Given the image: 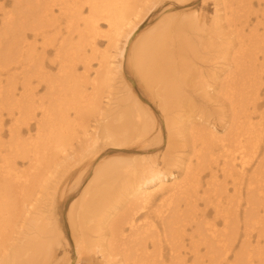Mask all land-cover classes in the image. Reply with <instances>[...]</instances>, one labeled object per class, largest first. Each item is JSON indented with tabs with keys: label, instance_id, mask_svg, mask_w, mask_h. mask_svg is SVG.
<instances>
[{
	"label": "bare ground",
	"instance_id": "obj_1",
	"mask_svg": "<svg viewBox=\"0 0 264 264\" xmlns=\"http://www.w3.org/2000/svg\"><path fill=\"white\" fill-rule=\"evenodd\" d=\"M150 1L0 0V264H58L55 261L62 246V231L52 216L56 196L62 197L66 185L54 176L56 168L49 164L55 159L52 153H61L60 148L70 139L71 123L85 135L88 125L77 126L84 117L93 124V132L83 140V158L96 154L99 147L125 146L129 140L144 143L152 131L156 132L152 145L160 149L161 138L165 137L166 150L160 158L98 163L66 213L75 264H98L97 257L108 262L118 258L122 264H187L189 260V264H253L255 259L264 264V258L256 257L261 251L258 241L264 240V186L251 178L243 192L245 240L237 250L240 186L245 166L264 140V123L254 120L259 115L260 90L264 87V20L256 22L246 34L245 18L240 28L230 30L235 40L228 45L236 48L229 52L231 65L224 75L208 70L196 77L197 84H192L191 78L189 86L187 74H193L188 69L174 73L172 51L184 56L185 33L203 31L204 21L197 14L186 20L178 18V23L160 22L132 48L130 64L145 87L155 90L164 121L162 131L128 89L117 101L123 107L111 114L102 112L101 99L107 98L103 94L108 82L121 71L126 51L127 35L120 46L119 39L137 6ZM238 1L243 9L251 6L246 0ZM228 19L227 27L231 28L234 19L231 15ZM97 20L107 26L116 54L101 56L98 70L90 78L85 74L96 53ZM173 41V50H169ZM83 58L88 64H83L82 75H77V65ZM50 66L57 70L55 79L45 72ZM41 87L46 93L54 91L53 111L50 98H36L35 92ZM215 105L220 112L221 107L227 108L228 114H215ZM187 106L200 116L209 111L212 121L198 117V125L194 124L195 117L190 113V120L182 121V110ZM38 114L41 120L37 121ZM259 117L263 119L264 113ZM7 120L10 124L4 130ZM32 121L36 136L24 138L21 134L30 131ZM43 125H49L50 133L55 134L53 139H44L50 143L40 150ZM219 130L223 132L220 135ZM5 132L8 140L3 143ZM183 158H188L186 164ZM219 158L223 180L232 178V196H227L225 185L217 182L216 171L211 168ZM92 160L84 163L87 171ZM20 161H27L28 168L17 171ZM178 166L183 172L179 180L171 171ZM206 169L211 182L201 189L196 178ZM169 179L173 180L170 184L166 182ZM40 193L42 200L38 199ZM34 196L38 197L30 204ZM199 202L203 204L201 209ZM260 203L263 216L257 211ZM209 207L213 209L210 219ZM249 228L256 230L255 246L250 244Z\"/></svg>",
	"mask_w": 264,
	"mask_h": 264
},
{
	"label": "rangeland",
	"instance_id": "obj_2",
	"mask_svg": "<svg viewBox=\"0 0 264 264\" xmlns=\"http://www.w3.org/2000/svg\"><path fill=\"white\" fill-rule=\"evenodd\" d=\"M242 2L244 0H241ZM248 3H251V6H245V9H243L242 5L238 0H151L150 2H147L142 5H138L137 9L135 10L136 13L131 16L129 19V25L125 28L124 34H122V38L119 39V46L121 43L123 44L125 42V36L127 35L128 42L127 46L125 48V55L124 59L121 63V71L117 73L113 80H111V83L108 82V88L104 92V96L107 98L101 99L102 101V112L108 111L109 114L113 112L115 108L123 107L124 104L117 105V101L120 98H124L126 95L127 89L129 92H131L134 97L138 100L137 102L143 109L148 113L150 118L157 124V127L159 126L162 131L164 130V121L163 116L158 108V100L155 98V90H149L147 87H145L144 82L140 80V78L137 76L135 70L132 67V64H130V56L132 52V48L138 45L140 41H142L148 34L153 32L155 26H158L160 22L164 20H172L173 22L178 23L179 21H175L178 18L181 19H187L192 13L193 15L197 14L198 18L201 17V20L204 21L205 26L203 27V31H197V32H190L187 31L185 33L184 40L186 41V45H184V56L178 57L175 52L172 51L173 58H174V66L172 70H175V74L178 75L179 73L183 71H187V69L193 74L191 77L190 74H187V86L191 85V78L194 77V80L192 84L198 83L195 82L196 77L201 74L205 73L208 70H214L220 72L222 75H224V72H226L227 68L231 65L230 62V51H232L236 48L233 45L229 46L228 41L235 40L232 35L230 34V30L234 29L237 30L240 28L242 21L244 18L247 20V26L244 28V34L248 32L249 29L252 28L253 25H255L256 22H261L264 20V0H246ZM84 0H81V3H83ZM246 4V2H244ZM6 9H9V6H6ZM87 13V10L83 12V16ZM57 14V13H56ZM230 15L233 17V26L231 28L227 27L228 23V17ZM100 19V18H99ZM227 19V20H226ZM99 30L97 31L96 35V53L93 55V58L89 64L88 72L85 74L92 78L94 76L95 70H98V66L100 64V57L101 56H111L115 57V50H114V44L112 41L108 39L109 31L107 26L105 25L104 21L97 20ZM201 24V22L199 21ZM226 23V24H225ZM199 24V25H200ZM236 25V27H234ZM258 32L260 35H263L262 28L258 29ZM234 35L236 33H233ZM74 38H76L75 35H73ZM117 43V45H118ZM174 41L171 43L170 47H168L169 50L172 49V45H174ZM236 42H234L235 45ZM88 51V49H87ZM196 52V53H195ZM193 54L194 55H189ZM229 53V54H227ZM185 54H188V57H185ZM50 59L52 60L53 56L50 54ZM111 59L109 58V61ZM107 61V60H106ZM48 60V64H49ZM83 64L87 65L88 60L84 59L81 61V63H78L75 74L82 75L83 73ZM50 65V64H49ZM45 72L48 76L55 79L58 75L57 70L55 66H50L45 68ZM55 86V84H54ZM20 91V90H19ZM47 91L44 87H41L36 94V98H50V108L53 111V98L55 94L53 95L54 91ZM260 107L258 114L264 113V87L260 90ZM110 101L108 102V100ZM198 102H202V99H199L197 97ZM108 102V103H107ZM108 104V105H106ZM216 106V105H215ZM217 110H214V112H217L215 114H228V109L221 107L223 110L222 112L219 111V107L216 106ZM185 115L182 117V121L187 120L189 117V113L193 114L191 115L192 118H194V124L198 125V117H201L206 122H211L212 117H210V112L206 111L203 116H200V114L197 113V111H192L190 107L187 106V108L182 110ZM69 117L74 120L73 111L69 110ZM259 115L254 118V120L258 123H264V117L263 119H260ZM197 116V117H196ZM189 119V118H188ZM216 119V118H215ZM36 120H41L40 114L37 115ZM87 120V119H86ZM85 120H82L79 122L78 125H88L87 132L82 131L81 128H76L74 123L72 124V132L70 135V139L68 140L66 146L60 148L62 150L61 153L55 152L52 154H55V159H52L49 166L52 164V168H56V174L54 176L56 178H61L62 184L66 185L62 197L56 196V204H55V210L53 212L52 217L57 218V222L59 224V228L62 231V246H59L58 248V260L55 261V263L58 264H75L76 263V257H75V250L73 247V243L71 240L70 235V229L67 222V210L70 202L76 198H78L81 194V192L84 190L85 186L89 182V180L92 178L93 171L95 167L98 165V163L107 162L113 159H121V160H129L131 158H140V157H146V158H156L161 157L162 154L166 150V139L165 137L161 138L160 141V149H156V145H152L155 143V141H152V138L156 135V132L153 134V131L150 133V138L147 139L144 143H138L137 141L129 140L128 144L125 146H105L104 148L99 147L96 150V154H92L89 158H83V152H82V146L83 140L87 139V136L93 132V124L91 122H87ZM90 120V119H88ZM190 120V119H189ZM227 120V119H226ZM70 121V120H69ZM92 121V120H90ZM71 122V121H70ZM10 122L9 120L4 122V130L9 126ZM201 124V123H200ZM30 131L25 130L21 135L25 138L28 135L31 137L36 136V124L34 121H32L30 124ZM205 125V124H203ZM207 125V124H206ZM205 125V126H206ZM222 125V124H219ZM218 127V126H217ZM219 128V127H218ZM50 127L49 125H43V130H41L42 135L41 139L38 141L40 150L44 148V145L46 146L48 141L44 139H53V135L55 132L50 133ZM157 131V129H156ZM218 135L221 134V130ZM83 133V134H82ZM188 131L187 129L184 130V134L187 135ZM223 133V132H222ZM7 133L5 132L2 142L5 143L8 140V137L6 136ZM87 135V136H86ZM71 136L73 138H71ZM82 141V142H81ZM264 140L261 141L258 144L257 152L250 158V162L248 165L245 166V176L243 180V185L240 186V192L241 195H238L240 197V201L238 202L240 214V224H239V240L237 241L238 247L237 250L241 244V240H245L243 236V224L242 222H246L247 219L243 217V208H244V186L246 185L249 178L253 180V183L257 184L259 181L264 186ZM6 148V145L3 144V149ZM155 149V150H151ZM5 151V150H4ZM53 151V150H51ZM60 151V150H59ZM82 153V154H81ZM67 154V155H66ZM93 158V164L91 168L87 171L84 167V163L88 161L89 159ZM182 158V157H181ZM82 159V162L78 163L79 160ZM182 162L186 164L188 161V158L181 159ZM222 159H217L216 163L211 164V168L216 171L217 175V182L222 183L225 185V192L227 196H232L233 194V187L231 184L232 178L227 177L226 180H223L220 172V166H221ZM258 162H260V165L258 166ZM159 167H161L160 160L158 161ZM220 165V166H219ZM191 166H194V161L192 162ZM177 169H172L173 176L177 178L178 180L182 178V168L181 166H178ZM28 168L27 161H20L17 162V171H22ZM258 169L260 170L258 172ZM46 170V169H45ZM15 171L16 173H18ZM51 171V169H50ZM258 172V174H257ZM191 178V177H190ZM198 182L200 183V187H206V183H210L211 179L209 176V170H203L202 173L198 175L196 178ZM173 180H167V183H172ZM63 186L61 187L60 191L62 190ZM36 192H34L35 194ZM42 197L39 196L38 199H43V195L40 193ZM38 196L32 197L31 203H34ZM221 198H223V202L225 203V196L221 193ZM232 200V198H230ZM234 200V199H233ZM34 201V202H33ZM199 209L203 207V204L199 202L198 204ZM262 207L263 204L260 203V206L257 207V211L260 216L262 215ZM209 209V214L207 215L208 219H210L213 216V209ZM32 211V210H31ZM21 225V224H20ZM222 225H219L221 227ZM261 227V225H259ZM19 229V228H18ZM16 229V231L18 230ZM249 232H251L252 238L249 240L250 244L252 246H255L256 243L254 242V232L256 230H252L249 228ZM261 251L260 254H257L256 257L259 258V260H263L264 258V240L259 239L258 245H257ZM68 258V262H66V259ZM165 260V259H164ZM98 264H122V262L117 258L114 261L108 262L107 260H102L100 257H97ZM253 264H262L258 262L257 259L253 260ZM190 263V260L187 264ZM53 264V263H50ZM164 264H168L165 262ZM227 264H234L233 261H229Z\"/></svg>",
	"mask_w": 264,
	"mask_h": 264
}]
</instances>
